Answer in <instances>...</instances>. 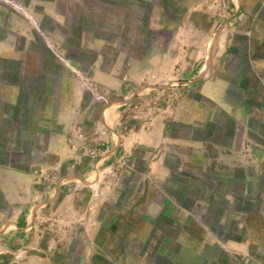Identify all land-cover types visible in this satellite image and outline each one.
Masks as SVG:
<instances>
[{"label":"rangeland","instance_id":"1","mask_svg":"<svg viewBox=\"0 0 264 264\" xmlns=\"http://www.w3.org/2000/svg\"><path fill=\"white\" fill-rule=\"evenodd\" d=\"M127 2L126 14L123 6H114L105 16L96 17L91 27V36L121 37L114 48L106 46L98 52L102 69L117 65L118 87L93 86L86 92L81 112L90 107V121L80 124L72 156L76 167L69 164L80 177L64 185L59 204L54 202L57 195L42 205L45 215L30 218V227L0 235V264H115L123 253L124 264H169L164 251L186 262L196 256L177 242L182 225L174 220L181 207L196 220L184 233L186 238L193 235L204 240L199 264H264V242L249 243L243 228L245 216L223 215L232 210L264 211V167L257 160L247 161L254 155L263 156L250 151L264 145V74L254 72L250 58L255 48L264 57V0ZM156 2L159 9L153 7ZM123 23L125 29L118 35L116 30ZM46 26L52 28V22L47 20ZM67 44L73 48L72 41ZM98 54L91 50L90 56H76L92 63ZM131 61L140 64L134 67ZM129 71L131 76H127ZM217 80L228 86L224 98L201 90ZM128 96L134 111L125 113L119 127L125 131L134 126L140 113L153 121L163 131L158 149L171 176H154L157 194L144 179L148 147L138 146L134 155L116 154L106 176L111 177L112 186L121 187V197L115 205L97 208L98 216H91V167L103 157L107 140V130L97 122L98 111L108 101ZM196 106L208 113L202 119L200 114L189 119ZM217 145L236 146L239 152ZM238 156L246 163L235 168L231 163ZM217 168L221 175L234 177L218 175ZM68 170L63 164L61 172ZM54 184V176H48L43 187L52 190ZM103 184L96 188L100 193ZM162 204L165 211L159 212ZM108 211L122 218L107 221L103 214ZM255 214L250 220L259 228L263 218ZM152 221L153 232L144 237ZM203 225L209 230L208 237H202ZM257 235L264 240L263 233ZM4 239L9 245H3ZM231 239L248 243L232 248Z\"/></svg>","mask_w":264,"mask_h":264},{"label":"crops","instance_id":"2","mask_svg":"<svg viewBox=\"0 0 264 264\" xmlns=\"http://www.w3.org/2000/svg\"><path fill=\"white\" fill-rule=\"evenodd\" d=\"M36 6L40 8L37 9ZM114 6H121L120 9L123 6L125 14L127 13V0H0V235L13 234L30 227V218L45 215L46 209L42 205L48 204L57 195L59 196L54 202L62 201L64 185L74 177H80L72 171L71 165H75L72 164V156L73 149L79 142L80 124L90 121V107L81 112L86 92L91 91L93 86L110 89L118 87L117 65L102 69L98 52L106 46L114 48L121 37L111 39L106 35L91 36V27L97 23L96 17L105 16ZM153 7L159 9L160 3L156 2ZM157 15L158 19L159 13ZM47 20L52 22V28L46 26ZM166 23L172 24L168 21ZM124 26L125 23L119 25L116 30L118 35L124 31ZM63 27L66 29H61ZM69 41L73 43L72 49L67 44ZM91 50L98 54L92 63L91 59L82 61L76 56H90ZM257 50L255 48L251 55V64L255 73L264 74V57L258 56ZM122 55L120 53V57ZM130 63L137 67L140 61ZM129 73L131 71L127 76ZM262 80L264 81V77ZM214 86L221 90L213 92ZM227 87L226 82L217 80L203 85L201 90L205 95L224 98ZM132 102L129 96L126 99L111 100L98 111L97 122L107 130V140L103 157L91 167V216H98L97 208L105 204L115 205L121 197V187L112 186L111 177L106 176L116 154L123 152L125 155H134L138 146L148 147L149 151L144 156L147 160L144 179L150 191L157 194L160 191L153 183L154 176L163 179L171 176L170 168L164 162L162 149H158L162 146L159 137L163 131L160 132L153 121L149 122L148 117H143L140 113L136 122L133 120L134 126L125 131L119 127L125 113L134 111L130 106ZM196 108L194 112L190 111L189 119L193 116L198 118L197 114L202 119L208 113L205 108ZM248 113L260 117L257 112ZM155 133L156 140L153 139ZM217 148L239 152V147L236 146L217 145ZM250 151L251 154H257L258 151L263 156L254 155L247 161L257 160L264 167V145L253 146ZM243 159L238 156L237 161L231 163L232 166L243 167L246 163ZM63 164H67L69 168L65 173L61 172ZM214 172L221 175L219 168ZM52 175L55 180L53 189H45L43 186L47 177ZM221 176L227 179L234 177ZM102 183L104 191L100 193L98 189ZM181 208L174 220L182 225L177 242L191 250L196 257L181 262L171 252L164 251L162 255L168 257L169 264H199L200 243L204 240L194 239L193 235L186 238L184 233H187L196 220L188 216L186 208ZM160 209L159 212L165 211L163 204ZM233 213L245 216L243 228L249 243L264 242L258 235L257 240L256 236L264 234V211L262 214L253 213L263 218V224L259 228L251 223L252 212L232 210L231 213L223 212V215L234 216ZM103 216L107 217V221L122 218L118 212L109 211ZM151 218L153 219L152 215ZM153 224L154 221L145 234H142L144 237L153 232ZM209 235L208 228L203 225L202 237ZM2 242L5 246L9 245L6 239ZM228 243L232 248L239 249L248 242L231 239ZM120 257V262L118 259L115 264H124L125 254ZM143 259L146 260V257Z\"/></svg>","mask_w":264,"mask_h":264}]
</instances>
